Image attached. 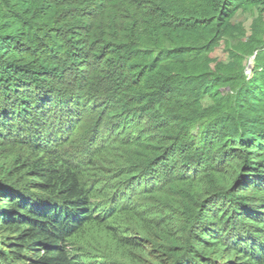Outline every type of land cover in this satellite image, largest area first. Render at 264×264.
Masks as SVG:
<instances>
[{
    "label": "trees",
    "instance_id": "1",
    "mask_svg": "<svg viewBox=\"0 0 264 264\" xmlns=\"http://www.w3.org/2000/svg\"><path fill=\"white\" fill-rule=\"evenodd\" d=\"M234 1L0 0V264H264V65L210 66Z\"/></svg>",
    "mask_w": 264,
    "mask_h": 264
},
{
    "label": "rangeland",
    "instance_id": "2",
    "mask_svg": "<svg viewBox=\"0 0 264 264\" xmlns=\"http://www.w3.org/2000/svg\"><path fill=\"white\" fill-rule=\"evenodd\" d=\"M242 1H244L242 4L238 3L239 1L233 2V5H236L235 3L240 5L232 11L228 19V29L226 28L227 33L223 34L217 45L212 49L209 57L211 61L210 66L214 70L224 65L227 66L238 63L241 65V68H243V73L248 83L252 81L257 71V57L259 55H261L260 60H262L260 63L264 65V3H253L249 1L247 3L245 0ZM253 41L258 42L254 43ZM259 41H261V43H259ZM252 43H254L253 47ZM241 46L244 47L245 50H241ZM223 91H230V88L226 87ZM209 102L210 100H205L206 105ZM102 124V133H104L107 125L106 123ZM77 141L78 143H73V145L75 144L73 148L77 153L86 156L89 152V147H85L82 143H79V139ZM216 141L217 143L222 142L220 139H216ZM181 161L179 162V166L181 165ZM173 167L174 166H172V168ZM177 168L178 166L174 167V171H178ZM109 169L110 168L105 170V172L109 171ZM138 199L139 198H136V201H138ZM159 214L155 213L154 217L161 218ZM227 243L228 242H225L221 246H227Z\"/></svg>",
    "mask_w": 264,
    "mask_h": 264
}]
</instances>
